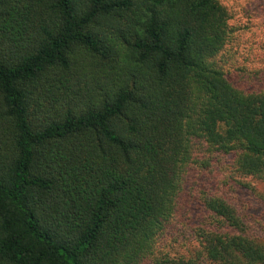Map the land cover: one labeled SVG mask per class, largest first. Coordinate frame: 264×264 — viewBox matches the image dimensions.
I'll list each match as a JSON object with an SVG mask.
<instances>
[{
  "label": "trees",
  "instance_id": "16d2710c",
  "mask_svg": "<svg viewBox=\"0 0 264 264\" xmlns=\"http://www.w3.org/2000/svg\"><path fill=\"white\" fill-rule=\"evenodd\" d=\"M228 15L219 0H0V264H140L196 142L264 177V90L214 62ZM203 202L221 221L190 264H264L234 207Z\"/></svg>",
  "mask_w": 264,
  "mask_h": 264
},
{
  "label": "rangeland",
  "instance_id": "374dc122",
  "mask_svg": "<svg viewBox=\"0 0 264 264\" xmlns=\"http://www.w3.org/2000/svg\"><path fill=\"white\" fill-rule=\"evenodd\" d=\"M219 1L229 12L230 38L214 62L238 87L262 91L264 0ZM236 159L237 153L195 143L192 169L183 179L177 211L159 235L152 253L140 264H190L204 256L201 229L216 227L221 221L205 209L203 201L207 196L229 202L249 236L264 244V177L238 171Z\"/></svg>",
  "mask_w": 264,
  "mask_h": 264
}]
</instances>
